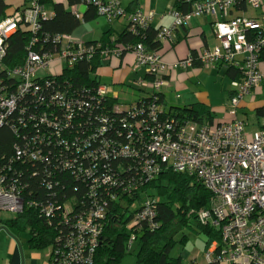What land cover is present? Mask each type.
<instances>
[{"label":"trees","instance_id":"1","mask_svg":"<svg viewBox=\"0 0 264 264\" xmlns=\"http://www.w3.org/2000/svg\"><path fill=\"white\" fill-rule=\"evenodd\" d=\"M25 1L13 8L6 0H0V24L15 13H22L27 6ZM239 1L235 0L229 11ZM191 2L195 1L175 0L171 9L185 14L191 10ZM42 3L45 10L51 4L53 16L39 22L35 35L27 24L19 23L3 42L0 55V100L13 96L16 101L15 109L0 125V177L5 179V186H12L23 205L19 213L0 216L1 230L17 242L16 235L24 234L30 250L48 249L46 264H50L59 258L57 250L60 254L69 253L66 241L77 235L76 219L105 205L104 218L94 223L99 226V234L89 264H120L133 253L135 264H183L181 253L172 256L176 244L183 245L188 240L185 233L177 241L172 237L178 227L202 234L206 245L219 239V232L200 216L210 208L211 191L194 174L177 172L165 165L158 164L157 174L149 177L143 171L145 163L141 157H126L119 150L132 147L137 151L149 127L154 129L157 123L214 126L215 117L209 107L198 102L166 108L162 89L151 87L155 76L147 71V66H132L134 73L142 72L129 85L133 92L139 91L132 101L120 102L114 86L102 83L100 72L104 66L128 54L134 57L132 51L138 45L145 53L160 58L165 43L159 39L163 28L152 27L151 21L145 28L131 30V23L125 19L120 32L109 28L98 39L85 40L74 34L76 29L97 17L105 18L98 15L94 5L87 0ZM73 7L80 14L79 19L74 17ZM214 18V23L225 19ZM105 19L110 23L118 18ZM188 26L175 27L172 32ZM173 33L167 43L175 42ZM258 35L255 31L246 32L248 41H255ZM33 37L37 43L31 47ZM70 39L81 41L89 53L71 66L63 59L51 68L38 70L31 78L30 90L20 93L23 79L14 71L24 66L28 53L50 55L56 60L62 49L68 48L74 55L78 47L71 45ZM201 53H190L184 58L191 59L190 67L173 69L204 68L199 59ZM258 59L259 63L264 62V48ZM212 66L225 67L230 87L242 76L237 67L222 63ZM169 76L162 78L170 83ZM101 87H107L110 93L99 94ZM230 89L229 105L236 97L235 90ZM256 90L262 98L264 83L245 98L259 93ZM150 105L157 107L155 121L149 116ZM255 115L264 116V107L256 108ZM87 172L91 175L87 176ZM147 205L153 213L152 221L145 218L135 223ZM131 237L134 242L129 245Z\"/></svg>","mask_w":264,"mask_h":264},{"label":"built area","instance_id":"2","mask_svg":"<svg viewBox=\"0 0 264 264\" xmlns=\"http://www.w3.org/2000/svg\"><path fill=\"white\" fill-rule=\"evenodd\" d=\"M65 0H53L62 3ZM94 5L99 16L107 19L125 17L131 23V30L136 27L145 28L154 16L135 10L126 15L120 8L119 0H87ZM190 2L191 0H186ZM252 9H261L263 0H244ZM26 8L15 13L8 21L0 24V55L3 53L2 44L15 31L19 23L29 26L30 33L40 29L39 22L50 19L52 12L44 8L43 0H26ZM235 0H205L191 2V10L185 14L169 9L167 14L171 18V25L164 27L159 39L167 42L175 27L188 26L192 20L202 15L215 16L220 12L226 19L217 21L212 26L217 45L202 51L199 56L204 67L217 63L228 64L239 68L242 76L239 81L231 82L236 92L229 106L232 121L215 124L214 126L197 125L195 123L175 124L163 122L150 129L145 134V140L138 143L137 151L132 147L122 148L119 153L124 156L141 157L144 160V173L155 176L159 165H165L177 172L194 174L213 197L210 208L200 214L201 219L219 232V239L212 240L205 251V259L209 264H264V116L262 122L253 131L249 130L251 123L239 119L237 112L243 99L259 85L264 83V71L260 69L259 53L264 48V15L259 19L247 17L227 18L228 11ZM75 18L80 14L75 7L72 9ZM247 31H255L259 35L255 41H248ZM77 45L78 51L71 54L70 49H62L56 60L50 55H39L29 52L27 60L21 69L14 71L23 79L19 86L20 93H27L31 88V78L40 69L51 68L57 61L67 59L72 65L89 51L82 48L81 41L69 40ZM37 38L33 37L30 46L36 45ZM134 67H148L147 71L155 76L151 87L159 90L169 86L167 80L170 70L175 67L188 68L191 59H184L174 65H164L155 54L145 53L140 45L134 47ZM116 53V52H115ZM117 55V54H116ZM114 57L115 54H114ZM50 59L51 61H48ZM110 93L107 87H101L99 94ZM15 97L0 100V125L3 119L15 109ZM149 116L156 120L157 107L149 106ZM139 130V128H137ZM91 175L90 172L86 173ZM0 176H2L0 174ZM5 179L0 177V213H19L22 201L12 189L4 185ZM105 205L96 206L86 217H79L75 221L77 235L66 241L69 253L60 254L58 260L50 264H89L93 248L99 234V226L94 223L104 218L102 209ZM147 205L143 212L134 219L149 218L153 213ZM87 237V239H85ZM76 240V243L73 242ZM134 238L131 237L129 245ZM60 254V255H59ZM66 257V258H65ZM67 257H70L68 261Z\"/></svg>","mask_w":264,"mask_h":264},{"label":"crops","instance_id":"3","mask_svg":"<svg viewBox=\"0 0 264 264\" xmlns=\"http://www.w3.org/2000/svg\"><path fill=\"white\" fill-rule=\"evenodd\" d=\"M6 2L9 5L12 3L11 0H6ZM22 4H24V0H21V3H17L15 7H19ZM174 4L175 0H120V7L124 13L131 12L135 9H140L145 13H153L154 18L151 26L157 29L169 27L171 25V18L167 12L169 9L174 7ZM263 15L264 8L254 10L248 6L244 0H241L229 11L227 18L247 17L259 19ZM214 17L220 19L222 16L221 13L217 11L215 16L205 15L199 17L192 20L187 28H179L175 30L173 33L174 39H176L175 42H165L162 45L160 51L161 60L165 62L166 65H174L178 60L186 58L190 55V53H201L205 49L215 47L217 45V41L214 37L212 29L215 20ZM125 19V17L118 18V20H122V23L119 26H115L112 21L110 23L107 22V28H104L97 38L94 39H98L102 33L109 28L115 32H120L126 25ZM111 64L112 65L104 66L100 75L102 76V80L105 79L114 87H124V81H130L142 74L141 71L138 73L133 72L132 66L134 65V57L131 54L125 55L119 61L113 60ZM259 67L262 71H264V62H260ZM204 68H207L211 74L216 77L217 72L220 71L219 68L221 67L209 66ZM105 74L109 75L110 78L108 80L104 77ZM202 75L203 71H201V69L190 68L186 71L181 69H172L169 76V86L162 88V93L165 99V107L168 109L170 106L174 108H181L184 105L198 102L210 108V111L215 117V124L232 121V116L229 114L230 105L228 102V93L231 89L229 88V90L226 91L225 96L223 93L224 91L221 89L219 94L220 97H224V101H219L216 94L212 95L199 91L201 84L195 83V81H199V79L202 78ZM227 80L229 82V79ZM256 92H259V90H256ZM171 94L174 95V97L177 96L175 101L170 100ZM259 94L260 92L254 93L253 95L245 98L241 102L239 107L240 109H238L237 112L239 119L245 120L246 122L250 119V125H253L254 127L258 126V124L262 122L263 117L258 118L255 115L256 108L264 107V102L260 100L262 98L257 96ZM254 95L256 96V99L253 98ZM249 113L250 116H248ZM208 245L209 243L207 245L205 244L203 251H199L200 246L196 249V251H191L190 254H192V256L187 264H209L204 257V253ZM3 258H5L4 264H44L46 261V256L41 257L39 253L30 250L28 247L27 249L21 248V245L13 239L9 240L8 246L4 251Z\"/></svg>","mask_w":264,"mask_h":264},{"label":"rangeland","instance_id":"4","mask_svg":"<svg viewBox=\"0 0 264 264\" xmlns=\"http://www.w3.org/2000/svg\"><path fill=\"white\" fill-rule=\"evenodd\" d=\"M11 1H12V3L11 2L10 3H11L13 8L16 6L17 3H21V0H11ZM46 11L47 12L52 11L51 10V4L46 7ZM96 19H94L93 21L87 22L86 24H81L76 29L74 34H76L78 36H83L85 38V40L97 38V36L103 31V29L107 28L108 24H107V20L105 18L97 17ZM117 20H112V22L115 26H119L122 23V20H118V21ZM160 59H161V57H160ZM161 63L166 65V63L163 61H161ZM219 69H220V71L217 72V76L215 77V75H212L211 72L207 68H202L201 69V71H203L202 78L199 79V81H195V83L201 84L199 91H201L203 93L206 92L207 94L209 93L212 95L216 94L219 101H224V97L223 96L220 97L219 91L222 89L224 91L223 93L225 96L226 91H228L229 88H231V87L229 85L227 78L224 75L225 67L223 66ZM104 77L107 80L110 78L108 74H105ZM132 81H133L132 79L130 81H128V80L124 81V83H123V85H125L124 87H122V86L114 87L115 92L118 91L120 102L132 101L133 97H134L133 95L138 94L137 92H139V91H137L135 93V92H133V90L129 86ZM102 83H104L107 86H108V84H110L105 79L102 80ZM176 98H177V96L174 97V95H172V94L170 95V100L175 101ZM262 101L264 102L263 96H262ZM223 103H225V102H223ZM248 116H250V113L248 114ZM248 122L251 123L250 119L248 120ZM256 128H257V126H255V127L253 125L249 126L250 131H253ZM1 215H3V213H0V216ZM183 233L188 235V240L183 245H180L179 243L176 244V247L174 248V250L172 252V256H177L178 254L181 253V258H182L183 264H187L190 257L192 256V254H190L191 251H196V249L199 246H200L199 251H203L206 243H205V237L202 234L191 233L190 231H188L187 228L181 229V227H178L177 233H174L172 235V237L177 241L181 238ZM16 236L18 238L19 245H21V248L27 249L26 236L24 234L16 235ZM8 239L9 240L10 239L15 240L13 237H11V235L7 231L0 230V264H4V262H5V258H3V254H4V251L6 250V248L8 246V242H9ZM35 252L39 253L41 257H44L47 255L48 249L38 250ZM204 257H205V254H204ZM43 260H44V258H43ZM44 264H46V261ZM120 264H135V254L133 253L130 255H126Z\"/></svg>","mask_w":264,"mask_h":264}]
</instances>
